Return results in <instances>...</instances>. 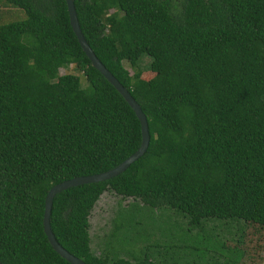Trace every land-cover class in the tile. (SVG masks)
I'll return each mask as SVG.
<instances>
[{
    "label": "trees",
    "instance_id": "obj_1",
    "mask_svg": "<svg viewBox=\"0 0 264 264\" xmlns=\"http://www.w3.org/2000/svg\"><path fill=\"white\" fill-rule=\"evenodd\" d=\"M73 3L88 46L145 115L149 144L118 176L55 195L56 241L85 264L251 260L243 229L227 248L203 247L202 235L163 249L148 243L132 261L110 248L96 255L89 217L112 192L174 211L187 232L210 221L264 230V0ZM140 143L135 113L92 67L65 0H0V263L69 264L44 233L49 190L112 170ZM119 232L116 225L108 238Z\"/></svg>",
    "mask_w": 264,
    "mask_h": 264
},
{
    "label": "rangeland",
    "instance_id": "obj_2",
    "mask_svg": "<svg viewBox=\"0 0 264 264\" xmlns=\"http://www.w3.org/2000/svg\"><path fill=\"white\" fill-rule=\"evenodd\" d=\"M20 17L13 21L24 19V13L21 12ZM141 67L144 70L142 73L143 79H150L152 75L146 71L148 67L147 58L142 60ZM129 71L132 73L131 69ZM66 72L76 74L70 70L60 69V74ZM82 83L84 86V79H82ZM132 203H137L136 205L143 211L140 213L134 211L130 206ZM116 225L121 226V232L110 240L108 237L110 233L114 232ZM229 226L224 227L223 224L210 221L200 227L203 231L196 229L187 232V220L178 216L174 211L168 208L148 209L142 206L140 202L133 199H122L112 192L102 194L89 217L91 249L96 255L102 251H108V248H110L112 258L121 257L132 261L134 258L143 257L148 243L155 242V244L162 245L163 249V246L166 247L169 243L173 242L177 245V242H179L182 244L189 241L188 238L193 240V238L196 237L197 239L198 236L202 235L205 238L203 247H216L223 242L227 248V246L236 245L235 241L239 239L242 234L240 231L243 229L246 236L245 243L249 247L247 254L251 257V260L245 256L239 264H258V261L264 263V230L255 225H245L244 223H232ZM149 231L151 234L153 233V239L148 237ZM210 254L213 255L211 252ZM218 260V264H225L226 262L228 264L225 256L218 257Z\"/></svg>",
    "mask_w": 264,
    "mask_h": 264
},
{
    "label": "water",
    "instance_id": "obj_3",
    "mask_svg": "<svg viewBox=\"0 0 264 264\" xmlns=\"http://www.w3.org/2000/svg\"><path fill=\"white\" fill-rule=\"evenodd\" d=\"M67 5V11L69 15V23L72 28V31L77 38V41L85 53L86 57L91 62L92 67L97 70L105 79L106 81L114 87V89L121 95V97L125 100V102L130 106V108L135 113L141 129V143L138 150L129 156L124 162H122L117 167L113 168L110 171L93 175L87 177H79L74 178L69 181H65L60 183L53 188H51L45 198V205H44V213H43V228L44 233L47 237V240L52 247V249L65 261L69 264H85L81 259L76 258L75 256L71 255L68 251H66L55 239L51 228H50V215H51V208L52 202L56 194L67 190L72 187H76L79 185H86V184H93L104 182L110 180L122 172H124L132 163L136 162L140 157L144 155L148 148L149 144V133H148V125L146 121L145 115L142 113L140 106L136 103V101L132 98L130 93L126 88H124L119 81L105 68V66L98 60L95 56L93 51L88 46L86 40L84 39L82 32L80 30V26L78 23L75 7L73 0H65ZM1 264V263H0Z\"/></svg>",
    "mask_w": 264,
    "mask_h": 264
}]
</instances>
